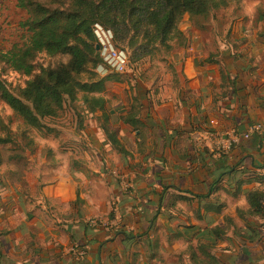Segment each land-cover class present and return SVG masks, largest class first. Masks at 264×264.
<instances>
[{"label":"crops","instance_id":"1","mask_svg":"<svg viewBox=\"0 0 264 264\" xmlns=\"http://www.w3.org/2000/svg\"><path fill=\"white\" fill-rule=\"evenodd\" d=\"M250 1L253 7L240 0L209 14H185L180 25L185 44L164 56L166 61L158 60L163 74L156 91L137 88L141 100L149 101L141 121L150 129L143 156L135 153L136 142L130 151L113 136L134 153L139 169L143 167L131 172L122 166V173L134 181L125 197L117 195L118 224L94 222L107 214V203L102 202L99 213L95 201L77 191L85 169L72 161L70 152H62L57 164L29 172L31 182L0 183V264H204L201 246L220 264H264V217L251 212L246 196L264 189V138L252 135L228 153L218 151L219 138L249 133L254 124L264 122V0ZM230 9L232 13L216 19L217 13ZM242 61L249 66L247 82L237 81L242 108L232 111L220 101L230 94L234 70ZM125 93L126 103L117 105L124 111L129 110L130 95L129 90ZM117 108L110 123L123 125ZM166 129L175 143L172 151L161 139ZM203 148L214 154V174L239 160L245 174L233 172L212 187L215 176L206 165L210 156L199 153ZM184 150L192 156L180 160ZM36 171L45 178H37ZM236 181L242 186L235 195L230 186ZM193 195L200 198L192 200ZM72 246L83 248L85 257H74Z\"/></svg>","mask_w":264,"mask_h":264},{"label":"trees","instance_id":"2","mask_svg":"<svg viewBox=\"0 0 264 264\" xmlns=\"http://www.w3.org/2000/svg\"><path fill=\"white\" fill-rule=\"evenodd\" d=\"M240 0H73L68 10H51L45 4L31 0H20L19 7L27 10L28 18L23 24L28 34L27 40L21 45L13 46L9 51L0 54V60L15 72L28 77L23 88L14 94L0 80V98L7 106L19 116L25 125L37 131L51 132L52 129L44 123L46 119H57L64 111L67 103L79 104L97 115L103 132L109 131L110 112L105 111L110 104L105 97L108 84L123 81L130 92L129 110L116 107L118 121L129 126L136 136V151L138 155L145 152L146 127L141 121L143 113L148 110V100L142 101L140 92L132 85V81H141L138 71L133 69L130 73L117 74L108 72L101 76L98 69L103 65L100 52L96 50V40L92 27L100 24L112 31L114 43L129 55V60L134 68H139L144 63H153L154 59L166 61L164 56L176 46H184L185 37L180 31L185 14H209L222 7ZM161 52L165 54L161 55ZM49 58L68 57L66 62L50 64L46 68L36 71V60L40 56ZM220 56H224L220 55ZM208 63L213 62L211 59ZM219 62V61H218ZM242 66L235 68L236 78L231 82V92L220 105L225 108L232 107L235 111L242 108L239 99L238 80L247 82L245 75L249 70L246 61ZM202 64V63H201ZM223 74L224 70L220 68ZM85 76V79L81 77ZM125 85V84H123ZM79 94L81 96L79 97ZM197 114H200L198 100H194ZM235 105V109H234ZM128 111V112H127ZM127 112V113H126ZM200 128V127H199ZM212 129L204 128L202 131L211 133ZM220 129V131H225ZM175 133L185 131L172 130ZM111 134L112 143L118 145L119 139ZM108 139V136H106ZM116 139V140H115ZM164 148L175 149V143L170 140L167 129L161 133ZM11 141L9 132L0 143ZM121 149L126 150L120 142ZM209 155L206 162L215 176L212 184L217 186L224 182V177L233 172L245 174L246 167L239 160L235 165L226 167L221 174H214L212 170L213 156L207 148L200 149L199 153ZM125 157L133 158L134 153L123 151ZM192 156L186 150L179 152L180 160ZM146 160V158H145ZM18 161V160H16ZM3 157L0 152V167ZM264 166V165H263ZM256 170V166H252ZM251 168V170H252ZM242 181H236L230 190L233 194L241 191ZM167 187H163L166 190ZM250 210L255 215L264 217V189L250 190L246 193ZM194 196V195H193ZM200 198L194 196L195 200ZM79 202V198H77ZM112 220V219H111ZM119 234V231H117ZM204 255V264H220L217 257L207 252L201 246Z\"/></svg>","mask_w":264,"mask_h":264},{"label":"rangeland","instance_id":"3","mask_svg":"<svg viewBox=\"0 0 264 264\" xmlns=\"http://www.w3.org/2000/svg\"><path fill=\"white\" fill-rule=\"evenodd\" d=\"M19 1L0 0V54L9 51L15 45L23 44L27 40L28 34L25 32L23 24L26 23L28 13L26 9L19 7ZM31 1L45 4L51 10L64 11L68 10L73 0ZM247 3L253 7L250 0H247ZM236 4L231 3L232 6ZM229 12L232 13V9L228 12L217 13L215 17L216 19H222L224 13ZM162 54L165 53L161 52L160 57ZM67 60L68 57L49 58L42 55L36 60V71L34 74H37L39 70L48 67L50 64L66 62ZM158 60L159 58L154 59L153 63H146V66L141 65L139 68L131 66V72L133 69L138 71L140 75L144 71V75L147 72V83L140 80L132 81V85L136 89L144 87L145 89L150 88L152 92L156 91V86L159 85V79L162 78L163 74L162 65ZM163 67L167 69V66L163 65ZM100 75L103 76L101 73ZM144 75L140 76V78L143 79ZM81 78L85 79L86 77L82 76ZM0 80L17 95L18 89L23 88L28 77L13 71L0 60ZM126 86L123 81L107 85L105 97L109 99L110 104L105 111L112 113L113 107L116 108L117 105H121L123 102L126 103L127 95L125 92L128 91ZM114 91L119 92V94L114 93ZM113 95L114 98H112ZM80 96L81 94H79ZM94 115L86 107L79 104L78 101L73 104L67 103L64 111L57 119L43 120L48 128L52 129L51 132H46L45 130L37 131L25 125L23 120L0 98V139H4L7 132H9L11 139L9 143H0V152L3 157V165L0 167V183L31 182L34 177L32 175L28 176L29 172H34L36 169L38 171L39 167L55 165L60 159L58 154L70 152L72 161H76L85 169V173L82 174V183L78 186L77 191L94 200L98 212L101 211L102 202L107 203V214L98 217L93 216L96 218L93 219L94 222L97 225L105 224V227L106 223H109L112 219V226L118 224L120 215L117 195L119 193L120 197H125L128 193V188L133 185H130V182L134 181L122 173V166L131 172L142 171L143 167L141 166L139 169V163L134 160V157H125L123 151L126 150L121 149L120 142L118 145L112 143L110 137L111 134H117L126 143L128 149L134 151L135 133L130 128L111 122L109 125L107 124L109 131L105 135L100 124L98 123L99 126L95 125L97 115ZM106 136H108V139ZM197 138L202 141L201 136H197ZM96 141L97 144H95ZM75 151L77 152L75 155L77 157L76 160L73 158ZM96 151L99 152L98 156L93 153ZM49 152L51 155H48ZM148 159L151 160V158ZM37 171L35 176L44 179L45 176L37 174ZM114 209H116V213H114Z\"/></svg>","mask_w":264,"mask_h":264},{"label":"built area","instance_id":"4","mask_svg":"<svg viewBox=\"0 0 264 264\" xmlns=\"http://www.w3.org/2000/svg\"><path fill=\"white\" fill-rule=\"evenodd\" d=\"M93 36L96 40V46H99V52L103 60L98 71L102 75H106L108 72H114L117 74L130 73L131 63L129 55L118 48L114 43V35L111 30L105 28L100 24H95L92 27ZM252 135L264 138V122L254 124L249 133H229L227 136L221 137L218 140V151L221 153H228L233 146L239 144L242 140H248ZM116 213V209L113 210ZM69 252L77 258H83L86 255V251L80 246H72Z\"/></svg>","mask_w":264,"mask_h":264},{"label":"water","instance_id":"5","mask_svg":"<svg viewBox=\"0 0 264 264\" xmlns=\"http://www.w3.org/2000/svg\"><path fill=\"white\" fill-rule=\"evenodd\" d=\"M96 50L99 51V46L98 45L96 46Z\"/></svg>","mask_w":264,"mask_h":264}]
</instances>
